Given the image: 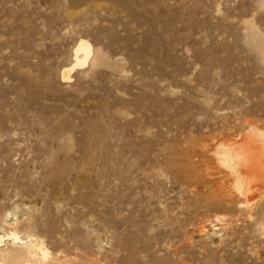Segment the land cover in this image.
<instances>
[{
    "label": "rangeland",
    "instance_id": "rangeland-1",
    "mask_svg": "<svg viewBox=\"0 0 264 264\" xmlns=\"http://www.w3.org/2000/svg\"><path fill=\"white\" fill-rule=\"evenodd\" d=\"M250 25L264 0H0V262L264 264V191L216 156L264 133Z\"/></svg>",
    "mask_w": 264,
    "mask_h": 264
},
{
    "label": "bare ground",
    "instance_id": "bare-ground-1",
    "mask_svg": "<svg viewBox=\"0 0 264 264\" xmlns=\"http://www.w3.org/2000/svg\"><path fill=\"white\" fill-rule=\"evenodd\" d=\"M250 26L249 41L264 59V38L254 26ZM91 56L92 51L89 44L84 40H79L73 49V65L67 69H62L61 79L63 81H69L70 72L74 68L84 67ZM96 56H92L90 60L91 66L96 65L99 61L100 57L98 58V56ZM255 131V134H249L247 136L241 135L237 141L234 140L235 142L231 141L226 145H220L216 152L217 161L220 164L219 167L222 166V168L225 169V173H227L226 176L232 179L233 185L231 188L233 192L228 193V200L230 201L234 199L233 193H235L238 198L248 200L252 197L253 193L264 191V133L258 130ZM254 136H258L262 140L261 145H257V147L254 145ZM241 204L245 205L246 202H242L240 205ZM9 238L14 245L19 243L21 246L20 249L22 248V250L17 252L13 257V261L16 264L29 263L30 258L35 255L36 252H40L43 257L47 255L41 242L35 240L21 242V239L15 234H10ZM2 240L3 238L1 237L0 244ZM0 264L4 263L0 262Z\"/></svg>",
    "mask_w": 264,
    "mask_h": 264
}]
</instances>
